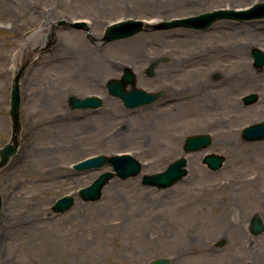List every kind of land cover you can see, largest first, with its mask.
I'll list each match as a JSON object with an SVG mask.
<instances>
[{
	"label": "rangeland",
	"instance_id": "1",
	"mask_svg": "<svg viewBox=\"0 0 264 264\" xmlns=\"http://www.w3.org/2000/svg\"><path fill=\"white\" fill-rule=\"evenodd\" d=\"M113 1L0 0V148L12 139L10 95L15 77L23 70L21 147L0 176L1 264H145L181 244L174 227L205 225L210 229L207 224L216 219L214 210L220 211L223 201L264 204V140L242 138L244 127L264 121V66L256 67L252 56L254 48L264 51V18L221 19L206 30L158 29L160 21L219 8L251 7L264 0H170L178 3L167 4V0H156L153 5L139 3L141 0H125L121 5ZM128 18L154 22L133 36L100 41L108 25ZM62 19L86 21L87 26L75 28L67 23L57 27ZM244 22L255 25L245 28ZM72 30L80 34L82 44L69 41ZM146 33L165 36L139 42L135 49L143 52L142 58L125 62V67L136 74L137 88L165 94L151 104L127 108L108 91L110 79H121L125 69L113 67L111 61L135 46L123 50L120 42ZM62 46L83 53L96 49L110 62V69L98 67L88 80L77 74L67 82L70 68L58 60ZM214 46L231 47V52L221 49L214 53ZM240 59L248 66L242 67ZM153 64L154 73L149 75ZM244 73L250 75L245 82ZM230 81L236 85L232 93L237 96L236 115L228 111V100L215 94L217 87ZM66 85H74V90L66 93ZM57 87L64 89L59 91V99L48 101L49 90ZM173 89H188L190 98L181 112L168 113L162 107L147 110L165 104ZM209 94L217 98L222 122L218 128L212 126L211 117L216 113L207 107L214 98H208ZM251 94L258 98L246 104L243 98ZM88 96L101 97V107H71L72 97ZM206 133L212 135V145L187 155L189 172L181 181L166 189L142 184L143 175L162 172L184 155L187 136ZM221 139L225 143H218ZM213 152L227 159L216 171L202 162L206 153ZM121 153L142 163L141 174L128 179L114 177L99 200H83L78 191L102 173L111 172L112 166L78 170L73 165L94 155ZM108 186L113 188L109 193ZM66 195L75 197L73 207L65 213L54 212L52 206ZM163 227L175 234L170 236ZM143 244L145 254L141 257ZM197 247L202 246L189 245ZM187 262L197 264L190 258ZM218 262L211 258L208 264Z\"/></svg>",
	"mask_w": 264,
	"mask_h": 264
},
{
	"label": "water",
	"instance_id": "2",
	"mask_svg": "<svg viewBox=\"0 0 264 264\" xmlns=\"http://www.w3.org/2000/svg\"><path fill=\"white\" fill-rule=\"evenodd\" d=\"M264 18V2L257 3L251 8L243 10L234 9H216L211 12L201 13L195 16H188L183 18H174L169 21H163L158 25V29H169L175 27H187L195 29H206L213 23L221 19H235V20H251ZM67 24L65 20L58 22L57 27ZM75 28H83L86 26L85 22L76 21L69 23ZM144 23L140 20H126L122 22L113 23L106 27L103 37L104 42L119 40L133 36L142 31ZM254 57V65L256 67L264 66V52L258 48L252 50ZM155 64L148 69V74L153 75ZM23 75L21 70L16 76L11 90V105L10 115L13 123V139L12 143L4 145L0 149V174L1 169L5 167L11 157L17 153L19 145L18 135L21 130L20 108H21V91L20 79ZM136 75L126 68L121 79H111L107 87L109 93L113 96L119 97L126 107L135 108L142 105L151 104L154 101L164 96V92L148 93L143 89L135 87ZM131 84L133 88L127 90V86ZM258 98L257 94H251L244 97L246 104L255 102ZM71 105L75 109L98 108L102 105V99L97 96L85 98H71ZM243 137L249 141L264 140V121L247 126L243 129ZM211 144V136L209 134L189 136L184 144L185 153L196 152L206 149ZM225 157L219 154L211 153L205 156L203 163L212 170H218L222 167ZM107 164L113 167V172H104L97 179H95L89 186L82 188L79 195L85 201H97L101 198L104 186L114 177L127 179L129 177H136L141 173L142 164L133 158L131 155H113L107 156L101 154L75 165L78 170L101 168ZM187 159L181 157L172 163L160 173L152 175H144L142 183L145 186L157 187L159 189H166L172 187L175 183L180 181L188 173L186 168ZM75 198L73 196H65L57 200L52 209L57 213H64L74 205ZM3 207V198L0 193V216ZM263 228L259 226V231ZM169 261L165 258H158L150 264H167ZM1 264V263H0Z\"/></svg>",
	"mask_w": 264,
	"mask_h": 264
},
{
	"label": "flooded vegetation",
	"instance_id": "3",
	"mask_svg": "<svg viewBox=\"0 0 264 264\" xmlns=\"http://www.w3.org/2000/svg\"><path fill=\"white\" fill-rule=\"evenodd\" d=\"M225 141L221 139L218 143ZM243 192L245 193V188ZM251 192L252 189H248V193ZM229 197L231 200L234 198ZM220 208V211L214 210L217 212L216 219L207 224L210 229L205 225L190 226L181 230L174 227L182 242L176 249L163 252L162 257L169 258V264H188L189 258L193 262L197 260V264H208L211 258L218 260V264H228V261L235 264H264V204L247 206L223 201ZM259 226L263 228L260 231ZM163 229L169 235L175 234L169 232L168 228ZM211 237L213 239L209 240ZM194 243H200L202 247L189 248V245ZM144 254L143 244L141 257Z\"/></svg>",
	"mask_w": 264,
	"mask_h": 264
},
{
	"label": "bare ground",
	"instance_id": "4",
	"mask_svg": "<svg viewBox=\"0 0 264 264\" xmlns=\"http://www.w3.org/2000/svg\"><path fill=\"white\" fill-rule=\"evenodd\" d=\"M124 1L125 0H118V1L114 0L113 2H117V4H120V3H123ZM187 1H189V0H186V2ZM157 2L158 1H156V0H141L139 3L145 4V5H148V4L153 5L154 3H157ZM168 2L178 3L177 1L167 0L166 4ZM259 21H263V20H259ZM235 23H240V22H235ZM243 25H244L243 27L247 28L249 26H254L255 24H254V22H244ZM164 36H165L164 34H160V33H153V34L152 33L151 34L146 33V34H140L139 36H137L135 38V40L133 39L134 41L131 40L130 42H127V41L120 42L118 44V46L121 47V49H123V50H126V48L131 44H134L135 46L132 50L130 49L128 51V54L123 53L122 57L114 58L113 61H111V65L113 67H115V66L125 67L126 66L125 62H127V61H130V62L131 61H139L142 58V54H143V52L140 51L139 49H135V47H137L140 44L139 42H144V43L150 42L151 39L159 40L161 37H164ZM68 38H69V41H71V42L73 40L76 43L82 44L80 34H78L77 32H75L73 30L68 35ZM221 49H225V48L221 47V46H214L213 47L214 53H218ZM227 49H229V50H227ZM227 49H225V50L231 52V47H228ZM88 50H89V52H87V53L90 56L86 52L85 53L78 52V51L75 52V49L73 50L71 48H67L64 46H62V49L59 50L58 60L64 61L66 64H68V66L70 68V70L66 76L67 82H69L71 80V78L76 77L77 74H79L84 79V81L88 80L94 75L95 71L97 69H99L98 67H107L110 69V66H109L110 62H107L106 58H104L103 56H99L97 54L96 49H94L93 51L90 49H88ZM241 66L242 67L248 66V62L247 61L244 62L243 60H241ZM50 75H51V77L56 79L55 75H53V73H51ZM246 77L250 78L249 73H244V75L242 76V79H244L243 82L246 81L245 80ZM228 79H229V76H228ZM228 79H226V81ZM232 83H233V81L226 82V84H224V87H223V85H222V88L217 87V88H219V90L218 91L216 90L215 94H216V97L219 96V97H222V98H225L226 100H228V102H229L227 105L228 111H230V114L232 113L233 115H236L235 112L237 111L236 110L237 109V103L234 101L236 100L237 96L232 94L233 91L236 89V85L234 83L233 84ZM260 87H262V86H260ZM215 88L216 87H214V89ZM63 90L64 89L60 90L59 87L49 90V91H51V95L47 96L48 101L50 100V98L59 99V95H61L59 91H63ZM72 90H74V85H71V86L66 85V90H65L66 93L71 92ZM52 91H53V93H52ZM180 92H181V94H179ZM210 94L208 95V98L214 97L213 95H210ZM189 98L190 97L188 96V89L187 90L186 89L185 90L184 89H181V90L173 89L172 93H171V97L168 98L169 100H166L165 104L163 103L161 105L149 107L147 110L148 111H156V110H159V107H162V110H165L168 113H179L183 110V105L188 104L187 100ZM230 101H232V102H230ZM207 107L209 109H211L214 113H216V115L211 117L214 119L212 126H216L218 128V126L222 125V122L219 119L220 114H219V112H217V111H219L217 98L214 97L212 99L211 103H209ZM233 115H232V118H233ZM216 116H218V117L216 118ZM227 120H230V119H227ZM234 131H235L234 132L235 134H238V133H236L237 130H235V128H234ZM111 190H113L112 186H108L106 188L107 193L111 192Z\"/></svg>",
	"mask_w": 264,
	"mask_h": 264
}]
</instances>
